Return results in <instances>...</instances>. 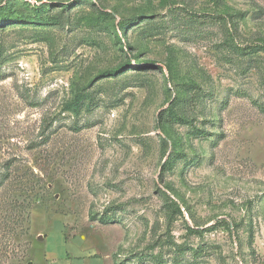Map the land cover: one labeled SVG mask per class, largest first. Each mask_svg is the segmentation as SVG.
Instances as JSON below:
<instances>
[{"label": "rangeland", "instance_id": "1", "mask_svg": "<svg viewBox=\"0 0 264 264\" xmlns=\"http://www.w3.org/2000/svg\"><path fill=\"white\" fill-rule=\"evenodd\" d=\"M0 3V264H264V0Z\"/></svg>", "mask_w": 264, "mask_h": 264}, {"label": "trees", "instance_id": "2", "mask_svg": "<svg viewBox=\"0 0 264 264\" xmlns=\"http://www.w3.org/2000/svg\"><path fill=\"white\" fill-rule=\"evenodd\" d=\"M49 9L50 7L48 8L46 4L41 3L39 5L34 6V13L22 14L21 12H18L15 9H11V7H9L8 4L0 3V24L14 23V24H33L37 26L48 25L49 23H51L49 21H51L52 19V17L48 15ZM129 65L131 64L129 63ZM118 70L119 67L105 69L99 72L98 75L99 76L114 75L117 73ZM81 99H82V94L79 92L74 96L73 101L70 102V107L73 110H77L78 104ZM258 108L261 112H264V104H259ZM172 165H173V159L170 158L164 163L163 168L171 169ZM111 219H112L111 215L99 217V220L102 223H109Z\"/></svg>", "mask_w": 264, "mask_h": 264}, {"label": "crops", "instance_id": "3", "mask_svg": "<svg viewBox=\"0 0 264 264\" xmlns=\"http://www.w3.org/2000/svg\"><path fill=\"white\" fill-rule=\"evenodd\" d=\"M53 230H55L54 234ZM54 237L58 242H53ZM44 241L46 254L54 258L58 264H95L86 259L89 254L80 250L81 248L76 245L74 237L71 240L65 238L64 227L61 223L52 226L50 231L44 235Z\"/></svg>", "mask_w": 264, "mask_h": 264}]
</instances>
